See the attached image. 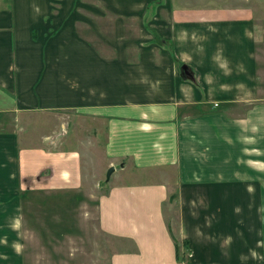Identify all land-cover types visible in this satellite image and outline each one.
I'll use <instances>...</instances> for the list:
<instances>
[{
    "label": "crops",
    "instance_id": "1",
    "mask_svg": "<svg viewBox=\"0 0 264 264\" xmlns=\"http://www.w3.org/2000/svg\"><path fill=\"white\" fill-rule=\"evenodd\" d=\"M79 1L0 0V91L13 101L0 110V264H24L23 192L82 190L88 176L96 190L109 165L98 221L126 244L109 264H264L252 10ZM66 118L89 134L68 138ZM20 119L65 129H38L23 150Z\"/></svg>",
    "mask_w": 264,
    "mask_h": 264
},
{
    "label": "rangeland",
    "instance_id": "2",
    "mask_svg": "<svg viewBox=\"0 0 264 264\" xmlns=\"http://www.w3.org/2000/svg\"><path fill=\"white\" fill-rule=\"evenodd\" d=\"M8 1V0H1ZM80 1L82 3H80ZM79 11L82 12L87 4L95 3L94 0H80ZM174 5H186L195 7H230L231 9L252 10L253 21H255L254 34L256 35L257 55L260 60H264V0H172ZM1 6V5H0ZM12 97L0 91V110L3 107L12 105ZM241 110V108L239 109ZM238 110V111H239ZM0 115H2L0 113ZM68 126L67 137L74 139L77 135H87L89 131L85 126L79 132L71 129L69 118L64 120ZM26 120L20 119V128L27 127L23 124ZM54 122V120L52 121ZM18 124V125H19ZM29 124V123H28ZM27 124V125H28ZM55 124V123H54ZM16 126V128L18 127ZM55 125H52L54 128ZM44 127L45 131H51L50 122L37 127L33 125L19 131L21 140L18 147L21 149L28 147L26 143L28 137L36 140L38 129ZM51 127V128H50ZM55 130L60 131L62 122H58ZM0 132L7 131L10 126H0ZM65 129V128H64ZM36 133H35V132ZM79 138V137H78ZM33 140V141H34ZM24 150V149H23ZM26 152V151H25ZM27 153V152H26ZM110 166V165H109ZM102 170L103 177L99 185L93 190L94 178L88 176L82 190H58V191H31L22 195V254L24 264H109L110 257L115 250H122L126 246L125 240L106 233L99 225L98 199L97 197L109 188L107 170ZM119 169L116 166L115 170ZM89 171V168L88 170ZM85 172V170H84ZM116 176V172L114 173ZM108 178V179H107ZM22 194V192H21ZM20 194V197H21ZM78 194V197L76 196ZM21 200V199H20ZM168 205V204H167ZM165 205L164 211L168 219L177 218L179 214L178 206L173 203L170 206L171 213ZM21 216V215H20ZM173 216V217H172ZM173 233L176 234V226L170 220ZM175 227V228H173ZM177 235V234H176ZM192 254V252H191ZM191 257V256H190Z\"/></svg>",
    "mask_w": 264,
    "mask_h": 264
},
{
    "label": "water",
    "instance_id": "3",
    "mask_svg": "<svg viewBox=\"0 0 264 264\" xmlns=\"http://www.w3.org/2000/svg\"><path fill=\"white\" fill-rule=\"evenodd\" d=\"M188 72H189V71H188V66H187V64H184V65L182 66V71L180 72V76L185 77L186 74H188ZM113 170H114V165H110L109 168H108V170H107V172H108L107 177H108V178H110V176H111ZM108 178H107V179H108Z\"/></svg>",
    "mask_w": 264,
    "mask_h": 264
},
{
    "label": "trees",
    "instance_id": "4",
    "mask_svg": "<svg viewBox=\"0 0 264 264\" xmlns=\"http://www.w3.org/2000/svg\"><path fill=\"white\" fill-rule=\"evenodd\" d=\"M187 76V75H186ZM190 76H192V74H190ZM193 77V76H192ZM30 192H23V196H25V194H29ZM76 196L78 197V194H76ZM172 198H174L175 197V195L174 194H172V195H170Z\"/></svg>",
    "mask_w": 264,
    "mask_h": 264
}]
</instances>
